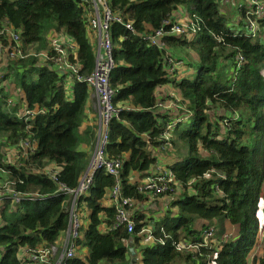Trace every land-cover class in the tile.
Here are the masks:
<instances>
[{
    "label": "trees",
    "instance_id": "obj_1",
    "mask_svg": "<svg viewBox=\"0 0 264 264\" xmlns=\"http://www.w3.org/2000/svg\"><path fill=\"white\" fill-rule=\"evenodd\" d=\"M85 1L0 0V28L18 30L24 51H50L48 36L66 35L77 46L78 74L91 75L96 46L87 32L91 6ZM226 2L235 4L232 19L221 10ZM249 2L261 4V16ZM109 6L134 32L123 24L110 26L109 84L119 112L109 122L105 153L121 161V193L136 203L150 195L140 190V179L158 174L151 173L158 161L152 151L173 148L161 174L169 173L177 185L168 184L174 193L166 192L172 198L156 220L149 210V217L132 212L129 234L117 225L114 207L103 205L114 179L97 170L78 200L87 221L77 244L86 254L68 263L249 264L260 241L257 211L264 186V0H109ZM185 15L203 22L195 36L163 35V48L145 39L158 30L167 33ZM246 19L258 25L254 35ZM186 51L194 56L181 57ZM2 60L0 177L12 183L20 201L7 194L0 204V264H23L21 248L53 244L68 228L70 197L59 188L77 186L89 163L80 146L93 142L96 128L80 132L90 92L86 83L35 57ZM169 60L180 61V67L170 72ZM10 78L9 91L1 84ZM167 85L177 98L156 97ZM164 102L173 108L162 109ZM167 132L169 141L162 137ZM25 139L35 141V150L16 164L4 163L6 151L14 152ZM177 139L187 144L186 158L176 150ZM48 165L58 169L55 180L42 173ZM147 225L153 241L144 244ZM211 227L209 240L217 244L205 246ZM252 264H264V239Z\"/></svg>",
    "mask_w": 264,
    "mask_h": 264
},
{
    "label": "built area",
    "instance_id": "obj_2",
    "mask_svg": "<svg viewBox=\"0 0 264 264\" xmlns=\"http://www.w3.org/2000/svg\"><path fill=\"white\" fill-rule=\"evenodd\" d=\"M91 6V13L88 20L87 32L92 36L95 42V66L91 75L83 76L78 74L80 69L76 60V44L63 34H50L48 36V46L50 51H24L20 32L14 29L11 25L5 24L0 28V60L2 57H7L11 60H24L28 57L38 58L42 63L56 64L66 73L68 79L74 78L76 81L86 83L96 98L98 122L94 130V138L92 142V150L89 153V163L86 171L81 176L78 184L73 189H68L60 186L59 190L70 197V209L68 228L60 233L58 240L53 244H41L35 248L24 247L18 252V259L23 264H69L68 261L73 258L83 257L78 250H85L82 246L77 244L80 239V229L86 225L87 212L79 205V198L86 194L93 183V176L97 170H103L106 174L114 179L113 187L105 194L106 200L109 201V206L114 207L116 213L117 225L123 226L127 233H132L134 229V222L132 220V212L134 201L127 197H123L120 185V170L122 163L119 159H110L105 153V147L108 142V126L113 118H117L119 108L116 107L112 98L113 90L109 84V73L114 66L112 58V42L110 34V26L112 23L123 24L122 18L114 14L109 6V0H86ZM250 5H255V15L261 16L263 9L258 2H252ZM251 21V20H250ZM256 24L254 21H252ZM167 25L170 22L166 21ZM200 24L203 22L195 15L179 18L176 22L170 25L169 31L164 33L162 30L156 31L154 34L145 37L152 45L158 48H163L164 44L161 42L163 35H186L188 37L195 36L200 30ZM128 30L134 32L130 23L123 24ZM249 32L254 35L253 29ZM171 66L170 72L180 67L181 62L172 63L168 61ZM264 76V71L262 72ZM171 126L167 127V131ZM165 141H169L171 135L167 132L162 135ZM17 150L14 153L21 158H27L28 155L35 150V141L25 139L18 143ZM58 169L56 167H45L42 173L55 180V175ZM4 173V172H3ZM5 174V173H4ZM167 176V177H166ZM156 175L148 177L140 190L148 192L152 198H158L163 194L174 193V190L168 185L173 181L172 176ZM12 183L4 181L0 184V204L4 196L10 195L11 199L19 202V196L10 187ZM104 227L102 226L101 229ZM143 243H150L153 236L150 228H145L141 231ZM213 235V228H209L203 236V245H216L217 241L209 240ZM159 241H161L159 239ZM125 246L130 242L124 241ZM185 245L180 243L177 248L183 249ZM191 248V247H190ZM196 249L197 247H192Z\"/></svg>",
    "mask_w": 264,
    "mask_h": 264
},
{
    "label": "rangeland",
    "instance_id": "obj_3",
    "mask_svg": "<svg viewBox=\"0 0 264 264\" xmlns=\"http://www.w3.org/2000/svg\"><path fill=\"white\" fill-rule=\"evenodd\" d=\"M235 2H238V1H235ZM252 2H249L248 4H251ZM235 9V4L234 2H226L225 4L222 5L221 7V10L224 12V13H228V16L230 19H232L234 17V14H233V11ZM228 18V19H229ZM236 20V18H235ZM237 22V21H236ZM245 24H246V27L249 28V29H253V32H256L258 31V25L257 24H254L252 21H250L249 19H246L245 20ZM188 53V55L184 56V55H181V57H184V58H191L193 57L194 55L192 53H189L188 51H186ZM3 58V57H2ZM187 63V61H186ZM6 63L4 62V60H0V77L2 76V68ZM190 75H192V73L194 72V70L196 69L197 67V61H194V62H191V65H190ZM10 81H11V78L6 80L5 82H3L1 84L4 85L9 91L12 87V84H10ZM167 93V97L169 98H177L176 97V93H175V90L172 88V89H169L168 87H165L162 91L160 90L159 93H158V96H163ZM159 98V97H158ZM163 99V98H162ZM162 105V109L164 110H167V109H172V104L170 103H165L164 104H161ZM185 126L183 125L182 126V129L184 128ZM178 141L175 140L176 144H177V147H176V150H178L180 152V156L182 158H186L188 156V148H187V144L185 143L184 140H180V139H177ZM173 148L170 147L169 149L167 150H163L162 152H158V151H152V154L153 155H156L158 156L159 158V162L161 161L162 162H165L167 161V154L169 153H172L173 151ZM158 154V155H157ZM6 159L4 160L6 164H16V162L21 159V157H19L18 155H16L13 151L12 152H8V150L6 151ZM171 155V154H170ZM200 155L203 157L205 156L203 153L200 152ZM166 156V157H165ZM5 157V156H4ZM161 167V168H160ZM155 171V172H153ZM152 173H158V174H161L163 173V165L161 164L160 166L157 164V166L154 168V170L151 171ZM5 181V178H1L0 177V184H3V182ZM179 193V188L177 189L176 191V194ZM172 198V196L170 195H166V194H163V196L161 197H158V198H154L153 201L151 202V205H156V207L159 205V203L161 201H164V202H168L170 201V199ZM135 207V206H134ZM148 211V210H147ZM147 211L146 212V217H148V214H147ZM257 217H258V220L260 221L261 223V227L263 228V224H264V186H263V194H262V198L260 199V202H259V205H258V211H257ZM151 224V223H149ZM85 225L82 226V228H84ZM150 227V225H147L146 228ZM262 231V229H261ZM78 252L81 254L83 253L82 250H78Z\"/></svg>",
    "mask_w": 264,
    "mask_h": 264
},
{
    "label": "crops",
    "instance_id": "obj_4",
    "mask_svg": "<svg viewBox=\"0 0 264 264\" xmlns=\"http://www.w3.org/2000/svg\"><path fill=\"white\" fill-rule=\"evenodd\" d=\"M165 87H168L169 89H172L169 85L164 86L162 88H158L156 90V97H159V99H160V96H158V93H159L160 90L162 91ZM166 97H167V93L165 95L161 96V98H163V99L166 98ZM167 103H169V102H167ZM85 114H86V117H85V120H84L82 126L80 127V132H84L87 128H89V129H93V127L96 128V124L98 122L96 98H95V95L93 94V91H91V89H90L89 98H88V101H87V104H86ZM92 147H93L92 143H90V144L84 143V144H81L80 150L86 151L88 153V155H89L90 151L92 150ZM169 148H170V146H169ZM156 157L158 158V156H156ZM167 161H168V159H167ZM162 163H161V161L159 162V158H158L157 164L160 166ZM157 164L153 168H155L157 166ZM47 167L54 168V166H52V165H48ZM163 167H164V165H163ZM164 171H165V169H164ZM153 172H155V171H153ZM152 174H154V173H152ZM146 178L147 177L140 179L139 183L144 184ZM133 179L138 180V175H136V174L133 175ZM106 199H107L106 197L103 199V205L104 206H109V201L106 200ZM153 199L154 198H152L149 195L147 201H144V202H141V203L134 202L135 203L134 204L135 207L133 206V211L141 210V211H144L143 213L146 214L145 211L149 210V211H151L153 213L154 220H156L165 211V207L167 205L166 204L167 202L161 201L159 203V205L156 207V205H154V206L151 205V202L153 201ZM149 215H148V217H149ZM261 229H262V231H260L259 244H258L257 247H255L254 251L251 253V256L249 258V264H252V258H253L254 255H256V256H260L261 255L262 247H263V239H264V224H263V228L261 227ZM232 230H233L232 228L228 229L229 232H231ZM82 254H84V255L86 254V249L83 250Z\"/></svg>",
    "mask_w": 264,
    "mask_h": 264
},
{
    "label": "water",
    "instance_id": "obj_5",
    "mask_svg": "<svg viewBox=\"0 0 264 264\" xmlns=\"http://www.w3.org/2000/svg\"><path fill=\"white\" fill-rule=\"evenodd\" d=\"M130 251L132 252V249H130Z\"/></svg>",
    "mask_w": 264,
    "mask_h": 264
}]
</instances>
